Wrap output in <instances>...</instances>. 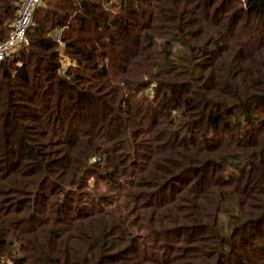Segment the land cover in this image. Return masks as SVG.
<instances>
[{"label":"trees","instance_id":"obj_1","mask_svg":"<svg viewBox=\"0 0 264 264\" xmlns=\"http://www.w3.org/2000/svg\"><path fill=\"white\" fill-rule=\"evenodd\" d=\"M0 264H264V0H43L0 59Z\"/></svg>","mask_w":264,"mask_h":264},{"label":"built area","instance_id":"obj_2","mask_svg":"<svg viewBox=\"0 0 264 264\" xmlns=\"http://www.w3.org/2000/svg\"><path fill=\"white\" fill-rule=\"evenodd\" d=\"M43 0H22L12 31L6 40H0V59L12 54L27 40V31L33 22L34 12ZM61 31L58 34L60 37Z\"/></svg>","mask_w":264,"mask_h":264},{"label":"rangeland","instance_id":"obj_3","mask_svg":"<svg viewBox=\"0 0 264 264\" xmlns=\"http://www.w3.org/2000/svg\"><path fill=\"white\" fill-rule=\"evenodd\" d=\"M68 65H69V64H68V61L65 60L64 66H68Z\"/></svg>","mask_w":264,"mask_h":264}]
</instances>
